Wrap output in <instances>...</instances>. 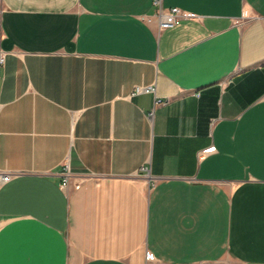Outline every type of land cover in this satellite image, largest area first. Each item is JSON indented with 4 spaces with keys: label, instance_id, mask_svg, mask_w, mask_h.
Here are the masks:
<instances>
[{
    "label": "crops",
    "instance_id": "crops-1",
    "mask_svg": "<svg viewBox=\"0 0 264 264\" xmlns=\"http://www.w3.org/2000/svg\"><path fill=\"white\" fill-rule=\"evenodd\" d=\"M0 54V264H264V0H0Z\"/></svg>",
    "mask_w": 264,
    "mask_h": 264
},
{
    "label": "built area",
    "instance_id": "built-area-1",
    "mask_svg": "<svg viewBox=\"0 0 264 264\" xmlns=\"http://www.w3.org/2000/svg\"><path fill=\"white\" fill-rule=\"evenodd\" d=\"M160 0H155V3H159ZM159 26L161 29L169 28L174 26L177 22L184 18H194L196 14L190 11H183L179 6H172L167 10L160 11L159 13ZM239 22V21H238ZM3 54H0V60H3ZM153 89V87H148ZM197 95H200V92H197ZM158 101H161L160 99ZM210 149V148H209ZM144 170L148 169L147 166L142 167ZM62 172L64 173L63 185H66L71 177V168L68 161L63 162ZM11 177V172L0 171V182L6 181ZM79 183L76 184V187H79Z\"/></svg>",
    "mask_w": 264,
    "mask_h": 264
}]
</instances>
